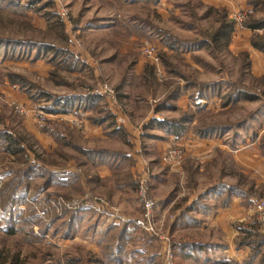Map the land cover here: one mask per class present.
<instances>
[{
  "label": "rangeland",
  "instance_id": "obj_1",
  "mask_svg": "<svg viewBox=\"0 0 264 264\" xmlns=\"http://www.w3.org/2000/svg\"><path fill=\"white\" fill-rule=\"evenodd\" d=\"M243 14L241 21L234 19ZM263 17L264 0H0V264H140L138 260L143 262L147 256L166 264L165 237L173 264H264V229L255 212L254 234L263 241L250 236L254 234L240 235L236 246L248 247L249 253L239 263L213 256L223 254L222 246L209 247L202 236L189 235L195 234L193 230L183 232L182 226L198 223L189 222L190 217L183 216L179 223L172 209L161 217L162 204L151 187V171H157L156 152L148 149L150 153L144 155L150 157L146 164L150 173L145 170L132 184L136 206L129 213L133 219L142 213L138 188L144 176L146 200L154 204L157 236L133 226V219L115 223L89 209L57 206L59 198L79 199L85 193L106 197L86 190L61 191L55 185L39 193L50 168L65 171L69 162H80L74 154L81 152L63 141L53 150L45 148L37 136L38 132L53 138L59 132L70 135V126L81 130V119L68 123L57 115L78 111L81 115L84 100L95 98L102 101L95 110L97 117H103V128L118 132L126 146L118 150L139 154L117 128L115 113L127 116L140 132L141 153L155 142L167 145L158 155L161 172H176L185 162L183 145L179 147L184 156L177 165L163 160L166 151L177 145L166 144L171 136L218 137L233 148L255 142L264 154V53L255 57L253 51H260L251 46L253 38L264 40V29L247 27ZM221 26L226 38L214 36ZM147 46L156 52L155 64L143 55ZM104 84L113 90L114 101L92 95ZM21 108L39 111L41 116L21 115ZM11 141L22 147L23 154L13 155L6 149ZM31 165V174L19 171ZM188 167L186 187L195 173L192 164ZM205 169L208 177L219 171L214 165ZM172 176L171 184H175L165 196L169 199L185 186L178 174ZM35 193L39 195L33 204ZM19 196L26 198L17 206ZM261 197L264 187L255 200ZM190 206L198 209V201ZM73 210L80 213V219L69 227ZM87 216L102 221L97 238L92 223H81ZM110 223L118 226L105 233ZM11 228L14 234L7 235ZM181 243L187 245L186 250H179Z\"/></svg>",
  "mask_w": 264,
  "mask_h": 264
},
{
  "label": "crops",
  "instance_id": "obj_2",
  "mask_svg": "<svg viewBox=\"0 0 264 264\" xmlns=\"http://www.w3.org/2000/svg\"><path fill=\"white\" fill-rule=\"evenodd\" d=\"M253 52L255 57H257V54L263 55L261 52ZM101 103V99L87 98L84 100L85 110L81 115L79 114L80 111L72 115H57L58 119H64L68 123L81 119L83 123L81 130L77 128L78 131L74 126H70L71 131H73L72 133L69 132L70 135L62 132L55 133L56 138L43 132H38L37 135L40 144H43L45 148L48 147L53 150L57 146L56 143L63 141L68 148L72 147L81 152H78L79 154L72 153L76 155L74 157L80 162L78 161L76 164H74V161L69 162L66 170L63 171L66 174L72 173L78 176L76 181L78 189L80 191L97 192V194L110 198L124 213L125 219L131 220L133 215L131 216L129 212H134L136 206L135 194L131 190L132 184L145 170L150 173L146 165L150 157L144 155L145 151L146 153H150L149 151L156 152L154 161L157 167L154 170L157 169V171H150L152 192L156 197L158 196V203L162 204L158 214L162 217L172 209L174 211L173 219H177L179 223L183 216L190 217L191 220L187 218L189 222L198 223L193 227L183 228L182 226L183 232L193 230L192 233L195 234L189 235L202 236L203 243L209 247L219 248V246H222L223 254L219 255L220 253L217 252L213 256H225L238 263L243 261L249 253V248L237 247L236 244L239 241H236L244 232L254 234L253 225L256 216L253 204L264 187V154H262L260 147L255 142L247 141L241 147L233 148L218 137H199L192 134L180 138L171 136L166 144L183 145L186 149L185 162L182 168L180 167L176 172L167 170L161 172V169H158V167L161 168L158 155L161 153L159 152L160 149L164 146H160L158 142H155L152 146H147V148L145 146L144 152L141 153L140 148L142 147L138 136L140 132L134 126L132 127L131 120L127 116L114 114L113 111L112 113L117 116L115 117L117 128L122 129L127 138H125L127 143H134V149H137L139 154H136L135 151L130 154L126 148H124V152L118 150L124 146L117 136L119 135L118 132L105 130L101 122L103 117H97L95 107ZM91 118L94 122L90 121ZM133 118L135 119L136 116H133ZM95 123L97 124L95 125ZM36 129H33L34 136H36ZM28 131L32 133L31 130L28 129ZM74 136H79L82 140L76 142ZM105 153L108 156H104ZM186 164H192L193 172H195L192 184L189 186L192 187V190L186 187V183L188 184L187 179H189V167L187 170L185 168ZM207 165L218 166L219 171L214 177L204 176L203 173L206 172ZM50 170L59 174L63 173L56 168H50ZM231 172L234 173L233 176H230ZM173 173L182 178V183L184 182L185 186H181V191L178 192L177 196L169 199L165 196L170 194L171 187L175 184V181L171 184ZM237 173L239 176H237ZM61 180L65 183L63 185L57 184L55 189L75 191L74 185L69 182V176L62 177ZM202 180L204 182H200ZM162 189L166 191L160 194ZM197 201L200 210L197 207L190 206L196 204ZM175 204L178 205L176 209L173 208ZM85 221L92 223L91 230L93 234L95 233L93 236L97 234V238L98 231L102 229V221H91L88 216L83 217L81 223ZM117 226L110 223L103 231L106 233L107 230ZM250 236L257 238L256 235ZM215 260L218 259L215 258Z\"/></svg>",
  "mask_w": 264,
  "mask_h": 264
},
{
  "label": "built area",
  "instance_id": "obj_3",
  "mask_svg": "<svg viewBox=\"0 0 264 264\" xmlns=\"http://www.w3.org/2000/svg\"><path fill=\"white\" fill-rule=\"evenodd\" d=\"M250 12V11H249ZM245 14L243 16H238V18L234 17L235 20L241 21L244 19ZM143 55L145 58H148L154 64L158 61L156 52L153 47L147 46L143 50ZM92 95H100L107 96L111 101L115 100L114 92L111 88H109L106 84L99 87V89L94 90ZM21 115L24 116H35L40 117L41 112L37 111H29L26 108H21L18 110ZM184 156V150L179 147V145L173 146L169 148L163 156V160L167 163H171L177 165ZM147 178L142 177V180L139 183L138 188V197L141 200V215L139 218H135L132 220L133 224L145 231L150 235H158V227L156 226L155 219L153 216V202L150 200H146V191H147ZM57 206H61L66 209H80L85 208L97 212L107 218H112L111 220L115 223L118 221L126 222L128 221L123 216H121L117 209L111 204V201L108 198H103L101 196H96L94 194L85 193L79 199H64L59 198L56 201ZM253 210L257 215V220L260 226L264 229V197H261L254 201ZM164 243V255L166 258V264H173L172 260V252L170 247V242L168 238H163Z\"/></svg>",
  "mask_w": 264,
  "mask_h": 264
},
{
  "label": "trees",
  "instance_id": "obj_4",
  "mask_svg": "<svg viewBox=\"0 0 264 264\" xmlns=\"http://www.w3.org/2000/svg\"><path fill=\"white\" fill-rule=\"evenodd\" d=\"M229 27H231V26H229ZM247 27L249 28V29H251V30H258V29H264V17L263 18H261L260 20H257V21H255V22H253V23H251V24H248L247 25ZM214 36H223L224 38H226L227 37V34L225 33V30H224V26H221L220 28H219V30L216 32V34L214 35ZM251 46L254 48V49H256L257 51H260V52H263L264 53V40H262V39H260V38H258V39H252L251 40ZM6 149H9V151L13 154V155H19V154H23V149H22V147L21 146H19V145H14V141H11V142H9V144H8V146H7V148ZM260 149H262V147H260ZM28 160L26 159V162H27ZM29 162V161H28ZM28 162H27V164H28ZM25 163V161H23V164ZM22 164V165H23ZM23 175H29V174H31L33 171H34V168H33V165H31V166H27L25 169H23V170H19ZM43 172H44V170H43ZM51 172V171H50ZM41 175H44L43 173H41ZM77 175L76 174H69V182H70V184H73L74 185V190H75V192H77L78 191V193H79V189H78V187H77V183H76V181H77ZM41 178H43V176H41ZM61 174H59V173H56V172H51V173H49V175H48V177L46 178L47 180H46V182H44V184H43V186H42V188H40V192L39 193H43L44 192V190L46 191L47 190V188L46 187H49L50 185H63L64 183H65V181H63V180H61ZM52 179H54V181H52ZM17 187H19V185L17 186ZM44 187H45V189H44ZM232 190V189H231ZM15 190H13V192H14ZM45 193V192H44ZM22 195H24V194H22ZM39 194L38 193H35L34 194V196H31V198L34 200V201H32L33 202V204H34V202H36V200H37V196H38ZM231 196L233 195V194H230ZM27 197H28V194L26 195ZM26 196H19V201L17 202L18 204H16L17 206L20 204V202L22 201V200H24L25 198H26ZM50 197L49 196H46L45 197V199L46 200H48ZM45 199H44V201H45ZM13 200H15V197H14V195H13ZM245 200V199H244ZM14 207H15V205H13ZM75 213L77 214L76 216H75ZM71 215H70V220H69V223H68V226L69 227H71L72 225H73V223H75L76 221H78L79 219H80V213L78 214V212L76 211V210H73V212H71L70 213ZM75 216V217H74ZM133 223V222H132ZM131 223V224H132ZM133 226H135L134 224H132ZM7 233V235H11V234H14V232H13V229L11 228V229H9L8 230V232H6ZM246 235H250L251 233H247V232H244ZM254 235H256V237L257 238H260L261 239V235L259 236L258 234H254ZM262 238H264V236H262ZM261 242L263 241L262 239L260 240ZM179 246H180V248H179V250H181V251H183L186 247H187V245L186 244H178ZM187 249V248H186ZM185 249V250H186ZM141 261V262H140ZM138 262L140 263V264H154L156 261H155V259H154V256H147L146 258H144V260H143V262H142V259L141 260H138ZM155 264H158V263H155Z\"/></svg>",
  "mask_w": 264,
  "mask_h": 264
}]
</instances>
